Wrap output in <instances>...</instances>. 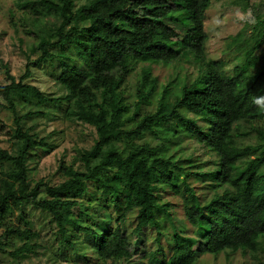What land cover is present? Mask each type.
Returning <instances> with one entry per match:
<instances>
[{
  "label": "trees",
  "instance_id": "16d2710c",
  "mask_svg": "<svg viewBox=\"0 0 264 264\" xmlns=\"http://www.w3.org/2000/svg\"><path fill=\"white\" fill-rule=\"evenodd\" d=\"M14 4L34 17L35 43L26 73L17 80L8 72L10 82L0 83L5 107L15 115L10 148L0 147V254L27 261L48 251L28 219L29 206L51 216L59 253L78 251L84 234L91 246L82 257L89 264H129L140 252L149 264H197L203 255L258 251L264 238V64L258 65L257 53L264 48V20L251 27L248 41L243 34L232 38L228 47L237 46L242 59L227 72L224 62L207 54L212 0ZM160 65L193 68L196 75L176 73L162 85L154 74ZM46 67L54 68L51 76L66 90L64 97H50L29 82ZM51 111L87 126L95 137L70 165L59 164L63 181L33 185L32 155L48 141L27 121ZM5 129L0 132L10 134ZM183 137L216 159L205 165L176 159L170 151ZM168 192L182 200L183 219L164 199ZM97 193L105 209L114 205L117 221L135 215L144 230L135 238L116 235L106 210L100 217L84 211L86 197ZM125 248L131 249L128 257Z\"/></svg>",
  "mask_w": 264,
  "mask_h": 264
},
{
  "label": "rangeland",
  "instance_id": "374dc122",
  "mask_svg": "<svg viewBox=\"0 0 264 264\" xmlns=\"http://www.w3.org/2000/svg\"><path fill=\"white\" fill-rule=\"evenodd\" d=\"M237 2V0H212L205 22V29L209 37L207 42L208 57L224 62L227 72H232L242 59V52L237 46L228 47L232 38L243 34L242 39L248 41L252 35L251 27L256 22L264 20V0H250L249 9L242 8ZM33 20L32 15L15 7L14 0H0V83L2 85L10 82L8 72L17 80L26 73L28 56L35 43V36L31 34ZM44 22L49 25L48 20ZM257 57L259 59L258 65H263L264 48L257 53ZM35 58L36 56H34ZM53 69L46 67L44 70L34 71L33 78L29 82L38 86L50 97H64L67 92L51 76L54 73ZM186 71H189L192 77L196 75L193 68L175 69L173 66L162 65L154 67V74L159 77L162 85L166 84L176 73L179 77H184ZM137 76L136 73L130 77L129 84L133 89ZM5 105V101L0 96V128L5 125V130L10 133L3 134L0 132V147L8 149L10 148V135L15 127V115ZM27 125L35 126L40 136L48 141L46 149L37 150L32 155L30 172L33 185L40 181L50 184H58L63 181L62 175L58 172L59 164L64 160L70 165L77 156L78 149L91 146L95 137L93 130L87 126L66 122L60 111H51L47 118L28 120ZM261 125L264 127L263 122ZM146 140L152 145H160V142L152 136H147ZM170 154L176 159L193 158L195 163L199 165L211 163L216 159L215 154L187 137L180 139L176 146L173 145ZM208 167H211V164L206 165L205 168L208 169ZM163 195L166 201H170L174 205L175 216L183 219L182 200L172 196L169 192L163 193ZM93 196L89 195L84 200V211H88L90 215L95 217H100L102 213H106V210L112 217V227L116 235L128 232L131 237L135 238L144 230L145 222L143 220L136 219L135 215H129L127 222L117 221L118 212L114 205L110 204L108 209H105V206L97 201L100 194L97 193ZM26 214L28 219L33 221L35 231L41 233L42 241L40 243L47 247L48 251L39 250L37 255L32 256L27 261H21L10 253L4 252L0 254L2 264H89L88 260L82 257L87 252L88 247L91 246L90 242L84 238V234H79L82 245L78 247V251L69 249L61 254L58 251L60 243L58 238H55L57 226L51 222V216L40 210H35L31 206L26 208ZM168 231L172 233L169 225ZM187 233L192 235V229L189 228ZM152 240L153 237L150 236L146 243L149 250L156 247H151V244L154 243ZM130 254L131 249L125 248L124 257H128ZM142 256V252H140L129 264H149L148 259L142 258ZM197 264H264V238L256 252H249L246 255L239 252L230 256L226 254L219 256L203 255Z\"/></svg>",
  "mask_w": 264,
  "mask_h": 264
}]
</instances>
